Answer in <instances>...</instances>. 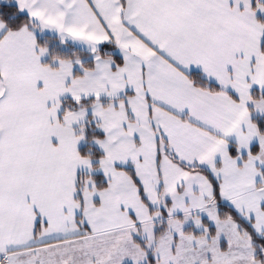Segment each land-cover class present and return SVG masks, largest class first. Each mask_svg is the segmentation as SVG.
Instances as JSON below:
<instances>
[{"label":"snow or ice","instance_id":"1","mask_svg":"<svg viewBox=\"0 0 264 264\" xmlns=\"http://www.w3.org/2000/svg\"><path fill=\"white\" fill-rule=\"evenodd\" d=\"M17 4L94 61L0 21V264H264V0Z\"/></svg>","mask_w":264,"mask_h":264},{"label":"trees","instance_id":"2","mask_svg":"<svg viewBox=\"0 0 264 264\" xmlns=\"http://www.w3.org/2000/svg\"><path fill=\"white\" fill-rule=\"evenodd\" d=\"M0 21L6 23L8 28L14 31L25 26H27L29 30H33L34 28V25L30 22L29 18L18 9L13 0H0ZM35 33L39 48L46 49V59L44 64L52 66L54 62L59 60H84L83 65L86 67H90L93 64L92 58L94 55L92 53L82 52L71 47L70 45L60 42L56 38L43 35L38 31ZM256 92V90H253V93ZM253 119L258 123H264V116H253ZM93 134L94 133L89 132V138ZM79 150L82 155H98V150L92 148L89 142H82ZM81 174L86 175L83 173ZM202 221L205 224H208L206 220Z\"/></svg>","mask_w":264,"mask_h":264},{"label":"crops","instance_id":"3","mask_svg":"<svg viewBox=\"0 0 264 264\" xmlns=\"http://www.w3.org/2000/svg\"><path fill=\"white\" fill-rule=\"evenodd\" d=\"M13 1H14V3L16 4V6L18 7L17 0H13ZM18 9H19V7H18ZM21 12L29 18L28 13H27L26 10H25V11H21ZM29 20H30V18H29ZM31 23L34 25V28H33V30H29V31L32 32V34H33V36H34V38H35V41H36V44H37V50L39 49V46H38V43H37V39H36V37H35V34H36L35 32L38 31V32H40V33L43 34V35H46V36H49V37L56 38V39L59 40L60 42H62V43H64V44H67V45H70L71 47H73V48H75V49H78V50H80V51H82V52L92 53V52H91V49L89 48V46L86 45V44H84V43H82V42L74 41V40H72V39H70V38H67V37H63V38H62L61 35H60V33L57 32L56 30H53V29H42V28L39 26V23L36 22V21H34V20L31 21ZM92 54H93V53H92ZM45 59H46V54L40 57V63H41L42 65H46V64H44ZM66 61H67V60H66ZM76 61H77V60L70 61V62H72V64H73V75H80V74H82V70H81L80 65H81V64H82V65L84 64V60H78V61L80 62V64H77ZM93 61H94V56H93V58H92V63H93ZM58 66H59V61H56V62H54V64H53L51 67L55 68V67H58ZM253 90L258 91V89L256 88V86H253ZM253 90H252V91H253ZM254 116H259V115H254ZM89 144H90V146H91L92 148L98 150L97 147H96L94 144H92V143H89ZM80 146H81V144H80ZM80 146H79V148H80ZM262 170H264V169H262ZM81 173H83V174H87V170H81ZM257 179L259 180V178H257ZM178 216H179L180 218H182V215H181V214H178ZM201 217H204V215L201 214ZM202 220H206V219L203 218ZM210 227H211V226H210ZM188 232H189V231H188ZM188 232L185 230V233H188Z\"/></svg>","mask_w":264,"mask_h":264},{"label":"rangeland","instance_id":"4","mask_svg":"<svg viewBox=\"0 0 264 264\" xmlns=\"http://www.w3.org/2000/svg\"><path fill=\"white\" fill-rule=\"evenodd\" d=\"M201 218L202 219L203 218L206 219V221L208 222L207 217L205 215H204V217H201ZM208 224H209V222H208ZM209 226H211V225L209 224ZM182 230L184 232L186 230V231H189V232H192V233H195V234H199V232H200V229L196 228V226H195L193 221H188L187 223H185Z\"/></svg>","mask_w":264,"mask_h":264}]
</instances>
